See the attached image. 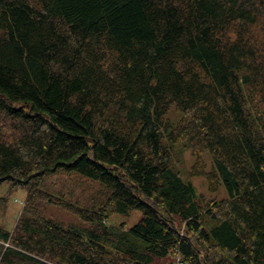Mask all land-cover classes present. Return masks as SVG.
Segmentation results:
<instances>
[{
    "label": "trees",
    "instance_id": "obj_1",
    "mask_svg": "<svg viewBox=\"0 0 264 264\" xmlns=\"http://www.w3.org/2000/svg\"><path fill=\"white\" fill-rule=\"evenodd\" d=\"M176 143L227 198L181 176ZM59 168L108 199L81 207L44 190ZM5 180L30 189L13 228L0 225V264H171L177 252L264 264V0H0ZM134 211L130 227L109 223Z\"/></svg>",
    "mask_w": 264,
    "mask_h": 264
},
{
    "label": "rangeland",
    "instance_id": "obj_2",
    "mask_svg": "<svg viewBox=\"0 0 264 264\" xmlns=\"http://www.w3.org/2000/svg\"><path fill=\"white\" fill-rule=\"evenodd\" d=\"M167 116L175 124L180 120L181 113L176 110L174 104H171L168 108ZM203 158L207 164V169H211L213 164L211 153L205 151ZM173 159L176 170L179 171L186 181L194 183L198 191L206 199L223 200L228 197V192L224 186L218 191L212 192L209 190L208 182L204 177L190 174L195 157L192 155L191 149L185 146L184 143H176L173 145ZM42 188L52 194H63L68 200L81 207L97 208L108 199L110 194V190L100 181L93 180L76 171L67 172L61 168L45 174L42 181ZM29 189L30 187L28 185L13 187L9 180L1 183L0 225L6 229L13 228L28 196ZM45 212L50 218L66 225L80 222L75 214L56 205H48ZM140 217V211H134L131 215L112 213L109 223H125L130 227L137 223Z\"/></svg>",
    "mask_w": 264,
    "mask_h": 264
},
{
    "label": "built area",
    "instance_id": "obj_3",
    "mask_svg": "<svg viewBox=\"0 0 264 264\" xmlns=\"http://www.w3.org/2000/svg\"><path fill=\"white\" fill-rule=\"evenodd\" d=\"M171 264H185V261L183 260V257L180 253H176L174 255L173 261Z\"/></svg>",
    "mask_w": 264,
    "mask_h": 264
}]
</instances>
